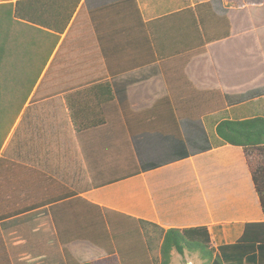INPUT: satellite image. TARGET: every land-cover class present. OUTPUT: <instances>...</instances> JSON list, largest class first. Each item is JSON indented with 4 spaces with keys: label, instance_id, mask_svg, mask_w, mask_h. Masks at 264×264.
Wrapping results in <instances>:
<instances>
[{
    "label": "crops",
    "instance_id": "0c3cea01",
    "mask_svg": "<svg viewBox=\"0 0 264 264\" xmlns=\"http://www.w3.org/2000/svg\"><path fill=\"white\" fill-rule=\"evenodd\" d=\"M108 1L113 2L96 0ZM135 4L138 15L133 6L102 14L96 35L108 61L97 59L95 68L90 67L95 76L49 78L55 85L47 93L49 124L60 130L58 109L63 107L66 135L63 141L50 139L53 151L46 158L36 157L35 151L32 162L77 191L74 204L79 211L90 203L114 212L117 219L143 221L164 231L205 226L212 248L232 245L246 223L264 222L242 150L225 145L179 157L214 146L221 121L264 117V0ZM88 20L86 12L80 14V24ZM72 21L59 36L50 62ZM86 29L83 34L80 27L77 34L92 39L94 33ZM68 102L74 111L86 110L93 117L79 132L71 124ZM120 162L124 172L136 162L163 166L97 189L85 188L88 180L114 177L105 174L117 172L113 165ZM105 165L110 166L106 172ZM66 208L61 234L49 211L31 220L1 222V264L80 261L86 246H81L80 233H63L75 222ZM105 246L109 249L111 242Z\"/></svg>",
    "mask_w": 264,
    "mask_h": 264
},
{
    "label": "trees",
    "instance_id": "16d2710c",
    "mask_svg": "<svg viewBox=\"0 0 264 264\" xmlns=\"http://www.w3.org/2000/svg\"><path fill=\"white\" fill-rule=\"evenodd\" d=\"M97 3L96 0H0V98L6 92L11 94L14 90L25 92L24 97L28 98L40 80L23 111L19 126L7 147L2 153L0 152V223L8 221L12 224L15 218H18V221L20 219L31 220L32 217L38 215H47L49 211L55 229L60 233L61 218L64 215V207H67L66 210L69 209L73 213L75 222H70L72 226L63 233L66 235L69 234L66 231L80 233L84 241L81 246H86L82 255L77 258L81 260L73 264H119L118 257L122 254L120 249L117 248L115 252L105 245L111 242L110 237L116 239L121 233L120 222L123 219H117L114 212L90 203H84L83 210L79 211V207L74 204L79 200L76 197L77 191L66 182L48 176L44 169L32 162L35 151L39 157L44 155L45 158L49 152L48 143L39 144L36 132H39L38 137L46 134L44 131L49 125V119L47 123L41 122L44 118L41 112H48L47 105L50 97L48 94L42 96L38 91L53 73H57L58 77L65 74L75 77L95 76L90 67L95 68L97 59L100 62L104 61L105 64L108 61L100 37L96 35L98 32L96 28L100 26L102 14L107 13L109 16L113 14L111 11L116 7L130 10L131 6H133L135 15L139 14L135 0ZM84 12L89 17L88 25L80 24V14ZM226 12L229 13V11ZM71 21L65 38L44 71L57 46V36L64 33ZM82 26L83 34L86 28L92 30L94 33L92 39L88 36L89 34L83 38L77 34ZM201 30L202 34L206 35V24L202 19ZM59 68L64 69L62 71L58 70ZM78 95L79 91H76L75 96L78 97ZM21 97L23 101V96ZM39 107H41L39 111L34 110ZM68 108L71 124L77 132L85 127L83 123L86 119L91 121L93 118L86 110L74 111L70 102H68ZM58 116L60 124H64L63 107L58 109ZM3 135L0 136V140ZM36 145L38 148L35 147ZM225 145L242 150L261 211L264 214V117L221 121L215 129L214 146L208 144L205 148L196 149L179 158H186ZM162 164L136 162L133 169L124 172L125 166L120 162L113 165L117 172L105 174V176L114 175V177L88 180L85 188L91 190L104 187L126 177L163 166ZM107 168L110 169V166H104L105 172ZM16 176L17 179H15ZM50 191H55V194L52 195ZM4 202L6 207L2 205ZM125 221L140 230H145L149 226L160 233L162 236L161 264H170L173 252L180 256L186 252L196 254L208 264H264V222L246 223L236 243L215 249L210 247V235L205 226L164 231L143 221H136V223L128 219ZM70 244L66 247L72 249ZM66 247H63L66 251L64 255L69 253ZM4 252L5 245L0 233V264L4 261V258L3 260L1 258ZM99 252L104 255H98ZM75 254L73 252V255ZM60 261L65 264L62 258Z\"/></svg>",
    "mask_w": 264,
    "mask_h": 264
},
{
    "label": "rangeland",
    "instance_id": "374dc122",
    "mask_svg": "<svg viewBox=\"0 0 264 264\" xmlns=\"http://www.w3.org/2000/svg\"><path fill=\"white\" fill-rule=\"evenodd\" d=\"M57 44L60 42V37L57 36ZM55 49H57L55 47ZM55 51V50H54ZM53 51V54H54ZM50 63V59L44 69L48 68ZM64 68H59L58 70L63 71ZM61 71V72H62ZM45 72H43L44 74ZM65 73V72H64ZM63 73V74H64ZM52 77H58L56 76L57 73L51 74ZM66 75V74H65ZM43 76V75H42ZM61 77V76H60ZM40 81V80H39ZM39 81L35 85V87L32 89L30 96L24 97L25 92L18 91L12 92L11 94L9 92H6L3 97L0 98V136L6 133L2 136V139L0 140L1 148L0 152L6 148V146L9 144L16 128L19 126V123L21 121V116L23 114V111L25 107L28 105V102L30 98L32 97V92H35ZM49 78L46 81V83H43L38 93L39 94H47L49 91L53 90L55 88V85L48 84ZM57 86V85H56ZM23 96V101L22 97ZM22 101V105H21ZM24 102V103H23ZM43 114V117L41 122L44 121V123H47L48 112H41ZM49 123V122H48ZM33 124V123H32ZM55 123L49 124L46 126V130L44 131L46 134H42L38 137L39 132H36V138L39 140L40 143H46L50 139L53 141L60 140L63 141L65 138V127L64 124H60L59 122V131H56L53 126ZM33 126H31L32 128ZM58 136V137H56ZM23 138H26L23 136ZM47 144V143H46ZM48 145V144H47ZM61 150L64 151V146L61 144ZM49 152L53 151V149H49ZM36 157H39L36 151ZM44 155H42L43 157ZM121 233L117 235L116 239H112L110 237L111 241V249L115 252L117 251V248L120 249V255L119 258V264H161V255H160V246L162 242V236L160 233L151 227H146L145 230H140L138 227L132 225L130 222L121 220ZM170 264H208L205 261H202L198 255L191 254L186 252L183 256H180L176 253L171 254V260Z\"/></svg>",
    "mask_w": 264,
    "mask_h": 264
},
{
    "label": "built area",
    "instance_id": "2783aa9c",
    "mask_svg": "<svg viewBox=\"0 0 264 264\" xmlns=\"http://www.w3.org/2000/svg\"><path fill=\"white\" fill-rule=\"evenodd\" d=\"M212 248V246H210Z\"/></svg>",
    "mask_w": 264,
    "mask_h": 264
}]
</instances>
